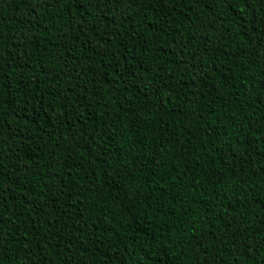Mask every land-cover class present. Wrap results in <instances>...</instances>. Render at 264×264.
<instances>
[{
    "label": "trees",
    "instance_id": "obj_1",
    "mask_svg": "<svg viewBox=\"0 0 264 264\" xmlns=\"http://www.w3.org/2000/svg\"><path fill=\"white\" fill-rule=\"evenodd\" d=\"M0 264H264V0H0Z\"/></svg>",
    "mask_w": 264,
    "mask_h": 264
}]
</instances>
